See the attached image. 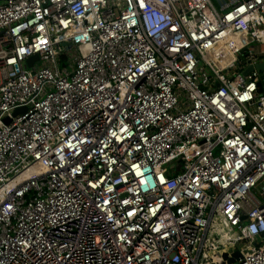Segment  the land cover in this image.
<instances>
[{
	"label": "built area",
	"instance_id": "2783aa9c",
	"mask_svg": "<svg viewBox=\"0 0 264 264\" xmlns=\"http://www.w3.org/2000/svg\"><path fill=\"white\" fill-rule=\"evenodd\" d=\"M261 64L264 0H0V264H264Z\"/></svg>",
	"mask_w": 264,
	"mask_h": 264
},
{
	"label": "water",
	"instance_id": "95a60500",
	"mask_svg": "<svg viewBox=\"0 0 264 264\" xmlns=\"http://www.w3.org/2000/svg\"><path fill=\"white\" fill-rule=\"evenodd\" d=\"M37 60H38V57H37V56H34V57H32L31 59H29V60L26 61L25 66H26L27 68H29V67H31V64H32L34 61H37ZM256 69H257L258 71L262 72V71H264V65H263V64L258 65V66L256 67ZM250 71H252V68H250V69L248 70V72H250ZM262 76H264V72L262 73ZM19 111H20V110L16 111V113H14V115H16ZM5 122L8 123L9 121L6 120ZM234 256H235V257H239V254H238V253H235Z\"/></svg>",
	"mask_w": 264,
	"mask_h": 264
},
{
	"label": "bare ground",
	"instance_id": "6f19581e",
	"mask_svg": "<svg viewBox=\"0 0 264 264\" xmlns=\"http://www.w3.org/2000/svg\"><path fill=\"white\" fill-rule=\"evenodd\" d=\"M237 43V42H236Z\"/></svg>",
	"mask_w": 264,
	"mask_h": 264
}]
</instances>
